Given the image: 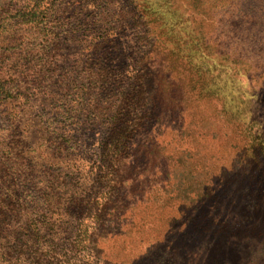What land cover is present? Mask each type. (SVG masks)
I'll use <instances>...</instances> for the list:
<instances>
[{"label":"rangeland","instance_id":"1","mask_svg":"<svg viewBox=\"0 0 264 264\" xmlns=\"http://www.w3.org/2000/svg\"><path fill=\"white\" fill-rule=\"evenodd\" d=\"M137 2L0 0V264L4 238L35 225L42 264L50 241L82 264L72 214L87 196L88 228L115 200L98 223L122 234L106 256L123 246L135 264H264V0ZM130 114L145 131L126 127ZM143 142L165 148L158 161ZM131 150L124 172L110 156Z\"/></svg>","mask_w":264,"mask_h":264},{"label":"trees","instance_id":"2","mask_svg":"<svg viewBox=\"0 0 264 264\" xmlns=\"http://www.w3.org/2000/svg\"><path fill=\"white\" fill-rule=\"evenodd\" d=\"M137 1V0H136ZM140 4V10H148L149 8V4L151 3V0H139V2H137ZM138 4V5H139ZM158 9V8H155ZM141 10V11H142ZM151 11V10H149ZM158 12L155 13H150V15L153 17H155L156 22H160L162 21L164 18L161 14H159V10H157ZM156 15V16H155ZM153 21V20H151ZM195 36L198 37V34L195 33ZM152 81H156L157 84H160L159 82H166L164 74L162 73L161 70H157L155 75H152ZM155 78V79H154ZM163 84V83H162ZM166 84V83H164ZM153 92V91H152ZM152 92H150V97H154L153 94H151ZM157 99V98H156ZM129 120L126 123V127L132 125L134 122L136 123L135 126L139 128V130L145 131L144 130V126L146 125V123H148L147 120H142L145 121L144 124H140L142 122L139 121V123L137 124V120H141L144 118H137V114H130L129 116ZM141 131V132H142ZM140 133V131H139ZM128 136V137H127ZM138 136V133H134V132H128L126 134V136H119L120 140L122 138H126V140H133L134 138L136 139V137ZM108 141L110 143V145H113V142H115V138H114V134L113 136H109ZM143 146H145V153L147 155L150 154V156L152 155V160L153 161H158V156L160 155V151L164 150L165 148L163 146H161L160 144H154L151 143L149 145L145 144V142H143ZM124 151V149H121V151ZM178 151H175L173 154H170L167 156V159L170 161H174L173 165L177 164V161L181 158V154H178ZM167 154V153H166ZM257 155V152H256ZM113 161H119V163L121 165L124 166L125 171L127 167L135 160V150H131L130 153L128 155H121L119 153H115L113 156H110ZM111 166V164H110ZM127 166V167H126ZM96 170H98V167H96ZM114 170V166L111 168V171L113 172ZM101 175V173H100ZM95 181V180H92ZM90 196H87L85 198V202H83V200H80L78 203V207L75 208L72 217L74 216V213H78L77 215H79L80 219L78 220V224L76 226V230L73 232L74 236H72L73 238L71 239V243L70 245L73 246L75 241L77 240L78 236L82 237V242L84 243L83 245V252L85 253V259L84 257L83 260H81L82 264H135V258L132 257V255H130V252L123 246H120L118 250H116L114 253H112L110 256H106V251L104 250L103 247H101V245L105 244V242H107V239H117L118 237H120L119 235L122 234H106L104 237L101 236V234H99L102 230H99V226L100 224H98L103 218L106 219V217L103 215L105 212H107L108 210H110V207L112 206L111 210L109 212H107V216H111V211H113V205L115 204V200L111 199L112 196H110V198H106L105 201L101 204V211L96 213L94 211V213H96L94 215V219L95 222L93 224L92 227L88 228V227H84L83 222L85 221V216L87 214L88 211H90V206L92 204V200L89 198ZM44 204L48 205L50 203V206L48 208L47 212H50V233H54V221H53V217L56 215L53 211H51V208L53 209L55 206L52 205V202H50V200H43ZM45 210V209H44ZM66 214V212H65ZM64 214V215H65ZM45 218V216H42ZM27 224L30 225H34L32 220H29V222ZM27 226V225H26ZM117 226V225H115ZM29 227V226H28ZM118 227V226H117ZM116 228V227H114ZM32 234L27 236L26 239L25 236L26 235H21V234H17L15 233V235L11 236V235H7L4 239L7 241V249L9 250V259H15V262H10V260H7L6 264H42L39 260L40 255L43 254L44 247V243H41L40 241V235H39V229L36 227H33L31 230ZM56 233V232H55ZM55 235V234H54ZM59 241V239H58ZM115 243V240H114ZM46 247L50 249V264H70V260H69V253L74 255V256H80L81 253H79V251H77L75 249V246H73V249L68 246L65 248H59L58 247V242H53L50 241L48 242V244H46Z\"/></svg>","mask_w":264,"mask_h":264}]
</instances>
